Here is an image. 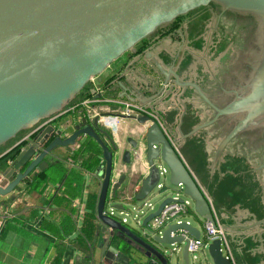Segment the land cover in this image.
<instances>
[{"label":"water","instance_id":"95a60500","mask_svg":"<svg viewBox=\"0 0 264 264\" xmlns=\"http://www.w3.org/2000/svg\"><path fill=\"white\" fill-rule=\"evenodd\" d=\"M211 4L219 8L220 17L223 14L250 17L256 23L257 49L250 71L239 90L235 89L234 95L229 96L230 100L220 105L197 84L181 82L172 69L163 70L155 60L152 64L163 75L162 92L166 87L170 90L191 88L211 110L212 118L193 127L185 139L219 126V131L226 133L215 151L217 157L241 134L264 132V0H0V147L19 134L37 128L9 167L0 172V197L11 194L34 170L42 172L47 167L46 157L55 148L74 146L80 137H89L102 149L104 163L96 172L103 177L96 208L102 233L109 234L110 238L117 233L121 242L134 247L147 264H169L173 255L180 253L182 264H189L188 236L197 240L198 228L175 222L153 236L143 232L151 219L176 201L169 192L177 187L191 199L197 216L214 224L209 201L156 122L146 129L142 146L133 137L120 139L118 143L109 135L110 146H106L99 137L97 118L92 122L82 118L67 138L51 125H40L60 114L111 63L127 52L134 54L135 46L160 26ZM128 100L135 102L137 96L130 95ZM151 101L141 102L139 98L138 103L146 105ZM126 119L139 125L149 120L146 116ZM121 142L125 144L123 149ZM131 150L141 152L135 170H132ZM142 160L147 165V173L132 182L131 177L139 171ZM121 167L125 170L117 175ZM162 167L166 171L160 175ZM167 175L168 187L160 183L162 178L165 182ZM125 195L132 197L127 199ZM159 195L162 197L155 210L149 200ZM107 204L120 213L124 212L125 204L131 206L138 219L144 207L149 213L141 224L136 221L140 228L136 231L117 217L105 215ZM178 231H186L188 236ZM174 246L175 249H170ZM207 254L213 264H231L222 257L219 241L208 246ZM130 262V256L108 243L104 246L102 264Z\"/></svg>","mask_w":264,"mask_h":264},{"label":"crops","instance_id":"0c3cea01","mask_svg":"<svg viewBox=\"0 0 264 264\" xmlns=\"http://www.w3.org/2000/svg\"><path fill=\"white\" fill-rule=\"evenodd\" d=\"M167 30L149 38L150 45L142 53L128 52L111 63L93 79L82 97L45 122L67 138L83 118L79 111L86 99H95L92 107L100 114L112 115L117 114L119 103L129 101L130 95L137 96V103L139 98L141 102L152 100L147 107L163 117L167 113L174 116V122L165 118L163 124L224 227L235 264H264V132L244 133L245 137L241 134L217 157L215 151L222 138L217 135L219 126L185 139L193 127L210 120L213 113L191 88L166 87L162 92L164 78L152 60L165 71L172 69L181 82L197 84L219 103L229 101L245 79L237 78L233 72L223 76V80L220 76L227 66L221 65L218 58L206 59V54H202L207 52L205 45L193 43L195 37H188L186 30L182 36L174 31L162 37ZM121 128L128 132L141 127L132 120H123ZM36 129L23 132L0 147V172L9 167ZM99 137L109 144L106 135ZM84 138L77 139L74 146L55 148L46 157L47 167L42 172L34 170L11 194L0 197V264H102L104 246L109 245L110 237L102 233L96 213L101 177L81 169L79 161H72ZM121 143L123 149L125 144ZM142 176L139 170L131 181H139ZM66 178L80 193L74 200L64 196L62 185ZM125 255L130 256V264H147L132 246Z\"/></svg>","mask_w":264,"mask_h":264},{"label":"rangeland","instance_id":"374dc122","mask_svg":"<svg viewBox=\"0 0 264 264\" xmlns=\"http://www.w3.org/2000/svg\"><path fill=\"white\" fill-rule=\"evenodd\" d=\"M218 13L219 12L217 7L211 8L209 6V7H201L185 15H182L183 18H181L180 20L181 25L178 29H176L177 34L182 36V32L186 30V32H188L189 34L188 37L189 36L195 37L193 38V43H198L201 46L205 45V47H207V52L202 53V54H206L205 57L206 59H212V60L214 59L215 61L216 60L215 58H218L221 65L224 64L225 66H227L225 71H223V75L221 76L219 75L223 80H224L223 76L225 75L227 76L229 73L232 75L233 72H234L233 75H237V78L242 77L246 79L247 74L250 71L251 63L253 62L252 57L254 56V53L256 52L257 49V46L255 44L256 41L254 39V34L256 32V23L250 17H242V16H235L229 14H223L220 17V14ZM217 16H219V20L218 18L216 19ZM168 27H169V23L160 26L150 36V38L164 31ZM178 42L179 39L177 40L175 45L177 44L178 46ZM193 47L194 44L193 45L191 44L190 48ZM195 49H196L195 51H198L197 48ZM200 51L201 49L199 50V52ZM79 95L80 93L77 94L75 99L68 106L74 104V102L80 98ZM219 104L223 105L222 103ZM157 114L160 117L161 121H163V123H166L165 118L170 122L172 121L174 122L173 120L174 116H172L171 113H167L165 117H163V115L159 114L158 112ZM225 133H226L225 131L218 132L217 135L218 137H223ZM242 136L245 137L244 134ZM261 143H264V139L261 140ZM113 178L116 179V176L114 175ZM102 179L103 177H101V180ZM168 180H169V176L167 175L165 177V182L163 181L162 178L160 183L161 184L164 183L165 186L168 187L169 186ZM239 186L240 185L238 184V188ZM247 187L249 188V186L247 185V180H244V188L247 189ZM121 192H122V188L118 191V196H120V198L122 197ZM176 195H178L179 198L182 199L185 198V196L181 192H179V187L174 188L173 191L169 192V196L171 197H175ZM160 197H162V195H159L158 197H154L151 200H149V204H152L155 210L158 207V201ZM190 209H192V205H190ZM148 213H149L148 208L144 207L141 210V214H140L141 218L138 219L136 217L135 210L132 209L131 206H127L125 204L124 212L122 214H119V212L116 211L115 216L120 220L126 219L127 227L139 231L140 228L137 226L136 221L139 220L141 224L143 219L145 218V215H147ZM180 220L189 221L192 226L201 229V232H203L202 225L200 224V220H197L191 214L187 215V217L181 218ZM177 221L179 220H176L175 222ZM102 237H104V235ZM180 247L183 248V245H181ZM175 248L176 246L170 247V249H175ZM204 255L206 258L203 257L201 252L198 254L200 261H198L196 264H213L209 255L207 254V250L204 251ZM169 264H182L181 253L177 255H173Z\"/></svg>","mask_w":264,"mask_h":264},{"label":"built area","instance_id":"2783aa9c","mask_svg":"<svg viewBox=\"0 0 264 264\" xmlns=\"http://www.w3.org/2000/svg\"><path fill=\"white\" fill-rule=\"evenodd\" d=\"M91 82H93V79H91L89 83ZM95 102H96L95 99L92 97L86 99L84 102H82L79 113L83 115V118H86L90 122H92L95 118H97L98 126L106 129V131H108L111 134L110 136L118 143H120V139L125 140L126 138L133 136L135 140L140 142V146H142L141 144L142 138L145 135L146 129L150 126L152 122H156L161 127L164 134L169 138L171 143L174 145L171 136L168 134L163 122L161 121L160 117L158 116L157 112L154 109L147 107L146 105H141L137 102L125 101L118 104L119 108L117 110L116 115L100 114L101 111H97L92 107V104H94ZM143 116L148 117L149 120L144 125L138 124L141 127L140 129H132V130H128V132L122 131L121 123L123 122V120H127L126 118L128 117L138 118ZM42 123L40 127L47 126L49 125L50 122H45L43 124ZM119 132H121V136ZM140 153L141 152L138 150H131V159L133 161L132 170H135V165L137 162H139L141 158ZM69 162L73 165V163L70 160ZM121 168L125 170L124 167ZM123 169H119L120 171H118L117 175H119L121 171H124ZM139 170L142 171L143 175L147 173L148 168L143 160L141 162ZM165 171L166 168L162 167L160 169V175H162V173H165ZM125 197L127 199H130L132 196L125 195ZM180 199L182 201L178 202V200ZM174 200L176 201L166 205L158 216H156L155 218L149 221L148 226L143 232L153 236L155 233H160L162 230L166 229L167 226L170 225L171 223H175L176 220H179L176 223L186 222L187 224H191L189 221L180 220L181 218L187 217V215L191 214L197 220H200V224L202 225L203 232H201V229L198 228L200 231V236L196 240L194 237L188 236V233L186 231L185 232L178 231L182 233V236H186V237L188 236L189 242H188L187 251H188L189 264H196L198 261H200L198 256L200 252L202 253L203 257H205L204 251H206L208 249V246L211 245L214 241H219L220 252L222 257L228 260L231 264H235L233 251L229 243L227 233L224 227L222 226V224L220 223V220L217 218L213 208L211 207V212L213 215L214 224H211L208 221L202 220L197 216V214L194 212L193 209V202L189 197H185L182 199L179 198L177 195L174 197ZM190 205H192V209H190ZM107 206L104 210V214L109 215L110 217H116L115 216L116 210L112 208V205L107 204ZM119 214L122 213L119 212ZM121 222L123 224H126V219H121ZM1 227H2V222L0 221V230ZM178 251L179 250H177V252Z\"/></svg>","mask_w":264,"mask_h":264},{"label":"trees","instance_id":"16d2710c","mask_svg":"<svg viewBox=\"0 0 264 264\" xmlns=\"http://www.w3.org/2000/svg\"><path fill=\"white\" fill-rule=\"evenodd\" d=\"M181 18H183V16H179L174 21L169 23L168 30L164 34H162V37L167 36L168 34L174 32L176 29H178L180 27V25H181L180 24ZM151 35H149L147 38L141 40L135 46L136 54H140V53H142L144 50H146L148 48V46L150 45L149 38H150ZM89 84L90 83L86 84L83 87V89L80 91V95H79L80 97H82L81 95L83 93L88 91ZM87 96L89 97V95H87ZM97 129L99 131H101L99 134L106 135V137L109 140V136L110 135L108 136V134L105 131L101 130L99 128V126H98ZM104 144L106 146H110V143L107 145L104 142ZM72 161L73 162L79 161V166H80L81 169H83L85 171H88V172H90L92 174H96L98 169L102 166L101 164L103 162V160H102V149L98 146V144L93 139H91L89 137H85L81 141L78 149L74 152V154L72 156ZM62 189H63V192H64V196H66V197L69 196V198L71 200H74L80 194L79 191L76 188L72 187L71 181L69 179H67V178L63 182ZM116 235H114L113 237L109 238V245L117 248L123 254H127L130 246H128L127 244L121 242V240Z\"/></svg>","mask_w":264,"mask_h":264},{"label":"flooded vegetation","instance_id":"af4514ba","mask_svg":"<svg viewBox=\"0 0 264 264\" xmlns=\"http://www.w3.org/2000/svg\"><path fill=\"white\" fill-rule=\"evenodd\" d=\"M211 8H215V7H217V6H215L214 4H211V5H209ZM209 6H207V7H209ZM217 9H219L218 7H217ZM219 14V13H218ZM218 18V16L216 17V19ZM183 26V25H182ZM176 31V30H175ZM185 43V42H184Z\"/></svg>","mask_w":264,"mask_h":264}]
</instances>
